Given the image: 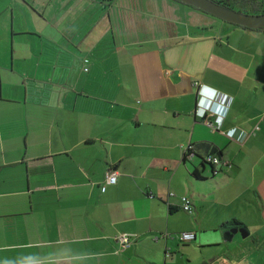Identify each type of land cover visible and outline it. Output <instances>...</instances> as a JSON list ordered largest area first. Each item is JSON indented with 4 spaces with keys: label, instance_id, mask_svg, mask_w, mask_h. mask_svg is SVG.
Returning <instances> with one entry per match:
<instances>
[{
    "label": "crops",
    "instance_id": "0c3cea01",
    "mask_svg": "<svg viewBox=\"0 0 264 264\" xmlns=\"http://www.w3.org/2000/svg\"><path fill=\"white\" fill-rule=\"evenodd\" d=\"M10 8L0 264H264V29L178 0Z\"/></svg>",
    "mask_w": 264,
    "mask_h": 264
},
{
    "label": "water",
    "instance_id": "95a60500",
    "mask_svg": "<svg viewBox=\"0 0 264 264\" xmlns=\"http://www.w3.org/2000/svg\"><path fill=\"white\" fill-rule=\"evenodd\" d=\"M182 3L191 5L210 15L241 27L250 29H264V12L246 13L240 10L220 5L213 0H178ZM264 1V0H263ZM204 163V162H203ZM238 231L241 232L240 229Z\"/></svg>",
    "mask_w": 264,
    "mask_h": 264
},
{
    "label": "built area",
    "instance_id": "2783aa9c",
    "mask_svg": "<svg viewBox=\"0 0 264 264\" xmlns=\"http://www.w3.org/2000/svg\"><path fill=\"white\" fill-rule=\"evenodd\" d=\"M215 99H216V97H213V99H211L212 103L215 101ZM226 99H227V95H224V96H223V101H226ZM209 102H210V101H209ZM209 104H211V102H210ZM206 110L210 111L211 113H214L216 119H218L217 116H219L220 118L222 117V116L216 114V112H213L212 109H211L209 106L206 107V108H203V109H202V111H201V113H200V116H204ZM223 114H225V112H224ZM220 125H221V123H220V121H219V123H217L216 128H220ZM226 134H227L228 136H229V135L231 136V132H230V131H226ZM184 156H185V158H187V157H190V158H191V157H196V154H195V151H194V149H193V145H192V144H190V145L187 147ZM202 158H203V161H202V162H204V163H208V164H210V165H217V164H219L220 161H221V160H220L221 157L217 156V155L214 154V153H206ZM108 181L111 182V183H115V182H116V173H115V172L109 174V176H108ZM171 194H172V193H171ZM180 201H181L182 209H183L185 212H189V213L192 212L193 206H192V202H191V200H190V198H189L188 196H186V195H181V196H180ZM156 238H157V236L154 237V239H156ZM177 238H178V240H179L180 242H183V243H185V242H190V241H192V240L195 239V233H194L193 231H181V232H179V233L177 234ZM120 239H121V241H122L124 244H126V243L128 242V237L125 236V235H122V236L120 237ZM124 244H123V245H124Z\"/></svg>",
    "mask_w": 264,
    "mask_h": 264
},
{
    "label": "trees",
    "instance_id": "16d2710c",
    "mask_svg": "<svg viewBox=\"0 0 264 264\" xmlns=\"http://www.w3.org/2000/svg\"><path fill=\"white\" fill-rule=\"evenodd\" d=\"M213 1L220 4V5H223L225 7L232 8L235 10H240V11H243L246 13H247V10H244V9H249V8H247L246 6H243V4L252 2L255 4L254 9L256 10V13L264 12V1L263 0H213ZM247 29H250V28H247ZM197 148L198 147L194 144L193 149L195 151L196 156L198 155ZM210 153H215L217 156L220 157L219 152L218 153L210 152ZM202 161H203V158H202ZM232 223L233 224H240L238 221H235V220H233Z\"/></svg>",
    "mask_w": 264,
    "mask_h": 264
},
{
    "label": "rangeland",
    "instance_id": "374dc122",
    "mask_svg": "<svg viewBox=\"0 0 264 264\" xmlns=\"http://www.w3.org/2000/svg\"><path fill=\"white\" fill-rule=\"evenodd\" d=\"M19 1L20 0H13L12 2H14L17 5H19ZM12 2H10V0H0V36H2V34L4 33L1 30L5 26L7 27L8 25L10 26V24H11V23H9V21L7 19L5 21L4 17H5V14H6L5 11H10V9H11L10 7H12ZM243 6H246L247 8H249V9H244V10H247V13H256V10L254 9V7H255V4L254 3H252V2H250V3H244ZM2 7L4 9H1ZM6 7H9V8L6 9ZM14 14H17V16H18V11L15 10V9H14ZM21 17L26 18L24 15H21ZM211 17L212 18H210V19H212L213 21H216L217 18H215L213 16H211ZM23 22H24V19H23ZM17 24L20 25V22L18 20V17H16V19H14V25H15L16 28H17ZM21 24L24 26V23H21ZM16 37H18V36H16Z\"/></svg>",
    "mask_w": 264,
    "mask_h": 264
},
{
    "label": "clouds",
    "instance_id": "9594fccd",
    "mask_svg": "<svg viewBox=\"0 0 264 264\" xmlns=\"http://www.w3.org/2000/svg\"><path fill=\"white\" fill-rule=\"evenodd\" d=\"M212 99V98H211ZM211 99H210V101H211ZM211 103H212V101H211Z\"/></svg>",
    "mask_w": 264,
    "mask_h": 264
}]
</instances>
